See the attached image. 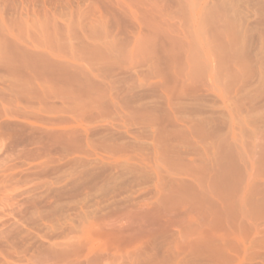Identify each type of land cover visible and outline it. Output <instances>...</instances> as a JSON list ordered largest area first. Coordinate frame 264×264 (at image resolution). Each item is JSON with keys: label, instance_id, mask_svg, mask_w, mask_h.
Instances as JSON below:
<instances>
[{"label": "rangeland", "instance_id": "1", "mask_svg": "<svg viewBox=\"0 0 264 264\" xmlns=\"http://www.w3.org/2000/svg\"><path fill=\"white\" fill-rule=\"evenodd\" d=\"M104 250L264 264V0H0V264Z\"/></svg>", "mask_w": 264, "mask_h": 264}, {"label": "bare ground", "instance_id": "2", "mask_svg": "<svg viewBox=\"0 0 264 264\" xmlns=\"http://www.w3.org/2000/svg\"><path fill=\"white\" fill-rule=\"evenodd\" d=\"M98 22H99V21H98ZM100 22H102V21L100 20ZM228 24H229V23H228ZM251 37H252V35H251ZM93 45H94V44H93ZM72 46H73V45H72ZM99 46H100V45H99ZM99 48H100V47H99ZM250 49H251V48H250ZM97 50H98V49H97ZM100 50H101V49H100ZM105 50H106V49H105ZM98 52H101V51L98 50ZM98 52H97V54H98ZM1 53H2V52H1ZM10 53L15 54V53H13V51H12V52L9 51V54H10ZM94 53H96V52H94ZM94 53H93V54H94ZM7 54H8V53H7ZM9 54H8V55H9ZM12 54H11V56H12ZM52 55H53V54H52ZM9 56H10V55H9ZM13 56H14V55H13ZM49 56H50V55H49ZM91 56H92V55H91ZM96 57H97V56H95V58H96ZM100 57H101V56H100ZM100 57H99V58H100ZM14 58H15V57H14ZM11 59H13V58H11ZM101 59H103V58H101ZM33 60H34V59H33ZM39 60H40V59H39ZM46 60H47V59H46ZM31 61H32V60H31ZM31 61H30V62H31ZM36 61H38V60L35 59V61H32V62H33V63H36ZM40 61H41V60H40ZM42 61H43V60H42ZM32 62H31V63H32ZM45 62H46V61H45ZM48 62H49V61H48ZM51 62H52V61H51ZM61 62H62V61H61ZM64 62L66 63V61H64ZM64 62H62V64H63ZM9 63H10V62H9ZM16 63H17V62H16ZM28 63H29V61H28ZM31 63H29V64H31ZM38 63H40V62H38ZM38 63H37V64H38ZM55 63H56V62H55ZM59 63H60V62H59ZM67 63H69V62H67ZM67 63H66V64H67ZM7 64H8V63H7ZM10 64H11V63H10ZM37 64H36L37 67H35V66H34V67L37 68L38 70H39V69H43V68L45 67V65H47V64H45L44 67L41 68L42 66H40V64H39V68H38V65H37ZM60 64H61V63H60ZM66 64H65V65H66ZM33 65H35V64H32V66H33ZM48 65H49V64H48ZM52 65H54V63H53ZM3 66H5V64H3ZM12 66H13V65H12ZM28 66H29V65H28ZM50 66H51V65H49V67H50ZM60 66H61V65H60ZM49 67H47V68H49ZM58 67H59V66H58ZM61 67H62V66H61ZM7 68H9V67H7ZM10 68H11V67H10ZM15 68H17V67H15ZM19 68H20V67H19ZM19 68H18V70H20ZM30 68H32V67H30ZM35 68H34V69H35ZM53 68H54V67L51 66V68H49V69L52 70V71L54 72L55 69H53ZM55 68H57V67H55ZM64 68L66 69V66H65ZM76 68H77V67H76ZM201 68H202V67H201ZM12 69H14V67H13ZM37 69H36V70H37ZM45 69H46V67H45ZM49 69H47V70H49ZM77 69H78V68H77ZM198 69H199V68H198ZM8 70H9V69H8ZM14 70H16V71L18 72L17 69H14ZM57 70H58V68H57ZM57 70H56V71H57ZM11 71H12V70H11ZM34 71H35V70H34ZM41 71H44V70H40V72H39V71H36V72H37V74H38V72H39V74H40ZM52 71H51V72H52ZM58 71H59V70H58ZM61 71H62V70H61ZM65 71H66V70H65ZM65 71L62 72L61 75L63 74V75L66 76V75H67V72L65 73ZM14 72H15V71H14ZM23 72H24V71H23ZM46 72H47V71H46ZM46 72L44 71V72H42L41 74L44 75L45 77H47V75H48L49 73H50V74H55V72H54V73H53V72L51 73L50 71H48L47 73H46ZM18 73H19V72H18ZM43 73H44V74H43ZM45 73H46V75H45ZM56 73H57V72H56ZM58 73H59V72H58ZM58 73H57V74H58ZM69 73H70V72H69ZM69 73H68V75H69ZM14 74H15V73H14ZM16 74H17V73H16ZM39 74H38V75H39ZM41 74H40V75H41ZM50 74H49L48 76H50ZM21 75H22V74H21ZM33 75H34V74H33ZM38 75H37V76H38ZM16 76H17V75H16ZM44 76H43V77H44ZM51 76H52V77L54 76V78L56 77L55 75H51ZM71 76H72V75H71ZM74 76H75V75H74ZM77 76H78V75H77ZM21 77H22V76H21ZM18 78H20V77H18ZM18 78H17V79H18ZM31 78H32V77H31ZM71 78H73V76H72ZM71 78H70V79H71ZM74 78H75V77H74ZM17 79H15V80H17ZM21 79H22V78H21ZM26 79H27V78H26ZM28 79H29V78H28ZM45 79H47V78H45ZM62 79H64V78H62ZM62 79H60V80H62ZM70 79H69V80H70ZM75 79H76V78H75ZM37 80H38V79H37ZM37 80H36V81H37ZM52 80H53V78H52ZM54 80H55V79H54ZM54 80H53V81H54ZM60 80H59V82H60ZM17 81L20 82V80H17ZM23 81H24V80H23ZM25 81H26V80H25ZM64 81H65V79H64ZM54 82H56V80H55ZM62 82H63V81H62ZM71 82H72V81H71ZM77 82H78V80H77ZM85 82H86V81H85ZM11 83H12V82H11ZM25 83H27V82H25ZM31 83H32V82H31ZM49 83H50V81H49ZM56 83H57V82H56ZM72 83H73V82H72ZM83 83H84V82H83ZM17 84H18V85H16V86H20V87H22L21 85H22L23 83H22V82H20V83L17 82ZM20 84H21V85H20ZM51 84H52V83H51ZM76 84H77V83H75V85H76ZM10 85H12V84H10ZM28 85H29V84H28ZM48 85H49V84H48ZM66 85H67V84H66ZM69 85H70V84H69ZM71 85H72V84H71ZM16 86H14V87L11 86V87H12V88H17ZM26 86H27V85H26ZM32 86H33V85H32ZM32 86H30V88H31ZM61 86H62V85H61ZM63 86H64V85H63ZM78 86H80V84H78ZM84 86H85V85H84ZM20 87H19V88H20ZM24 87H25V86H24ZM65 87H66V86H65ZM72 87H73V86H72ZM74 87L77 88V85L74 86ZM81 87H82V86H81ZM81 87H80V89H81ZM26 88H27V87H26ZM70 88H71V87H70ZM87 88H88V87H87ZM87 88H86V89H87ZM20 89H21V88H20ZM28 89H29V88H28ZM46 89H47V88H46ZM52 89H53V88H52ZM52 89H51V90H52ZM17 90H18V88H17ZM23 90H24L23 92H25V89H23ZM39 90H40V89H39ZM81 90H82V89H81ZM99 90H100V89H99ZM15 91H16V90H15ZM15 91H14V92H15ZM96 91H97V90H96ZM16 92H17V91H16ZM19 92H20V91H19ZM88 92H89V91H88ZM99 92H101V90H100ZM21 93H22V92H21ZM62 93H63V92H62ZM91 93H92V92H91ZM96 94H97V93H96ZM143 94H144V93H143ZM143 94H142V95H143ZM78 95H79V94H78ZM89 95H91V94H89ZM94 95H95V94H94ZM94 95H93V96H94ZM142 95H141V96H142ZM144 95H145V94H144ZM65 96H66V95H65ZM150 96H152V95H150ZM79 97H80V96H79ZM94 97H95V96H94ZM144 97H145V96H144ZM151 98H152V97H151ZM157 98H158V97H157ZM97 99H98V98H97ZM99 99H101V98H99ZM99 99H98V100H99ZM103 99H104V98H103ZM158 99H159V98H158ZM92 100H94V99H92ZM98 100H97V101H98ZM146 100H147V99H146ZM86 102H87V101H86ZM86 102H85V103H86ZM91 102H92V101H91ZM156 102H158V101H156ZM81 103H82V102H80V104H81ZM158 103H159V102H158ZM152 113H153V112H152ZM160 115H161V114H160ZM1 116L3 117L4 115H1ZM154 116H155V115H154ZM161 116H162V115H161ZM213 116H214V115H213ZM209 119H210V118H209ZM220 119H221V118H220ZM221 120H222V119H221ZM219 121H220V120H219ZM7 122H8V121H7ZM220 122H221V121H220ZM208 123H209V122H208ZM209 125H210V124H209ZM213 125H214V124H213ZM17 126H18V125H17ZM220 126H221V125H220ZM220 126H219V127H220ZM18 127H19V126H18ZM212 127H213V126H212ZM214 127H215V126H214ZM173 128H175V127H173ZM215 128H216V127H215ZM222 129H223V128H222ZM20 130H21V129H20ZM172 131H173V130H172ZM172 131H171V132H172ZM212 131H213V130H212ZM19 132H20V131H19ZM23 132H24V131H23ZM33 132H34V131H33ZM169 132H170V131H169ZM24 133H25V132H24ZM188 133H189V132H188ZM191 133H192V132H191ZM32 134H33V133H32ZM165 134H167V133H165ZM165 134H164V136H165ZM168 134H169V133H168ZM223 134H224V133H223ZM111 135H112V134H111ZM175 135H176V134H175ZM23 136H24V135H23ZM23 136H22V137H23ZM112 136H113V135H112ZM119 137H120V136H119ZM169 137H170V136H169ZM175 137H176V136H175ZM114 138H115V137H114ZM165 138H166V137H165ZM216 138H218V137H216ZM174 139H175V138H174ZM174 139H173V140H174ZM182 139H183V138H182ZM30 140H31V139H30ZM175 140H176V139H175ZM175 140H174V143H175ZM166 141H167V140H166ZM168 141H169V140H168ZM176 141H177V140H176ZM25 142H27V141H25ZM31 142H32V141H31ZM172 142H173V141H172ZM124 143H125V142H124ZM124 143H123V144H124ZM166 143H167V142H166ZM168 143H169V142H168ZM123 144H122V145H123ZM176 144H177V143H176ZM179 144H180V143H179ZM184 144H185V143H184ZM184 144H183V145H184ZM117 145H118V144H117ZM172 145H173V144H172ZM168 146H170V145H168ZM115 147H116V146H115ZM118 148H119V147H118ZM154 148H155V147H154ZM167 148H168V147H167ZM167 148H166V149H167ZM179 148H180V147H179ZM106 149H107V148H106ZM123 149H124V148H123ZM171 149H172V148H171ZM174 149H176V146H174ZM175 151H176V150H175ZM177 151H178V150H177ZM116 153H117V152H116ZM118 153H119V152H118ZM114 154H115V153H114ZM225 156H226V155H225ZM99 173H101V172H99ZM120 173H121V172H120ZM115 174L117 175V172H116ZM124 174H125V173H124ZM89 175L91 176V174H89ZM92 175H93V174H92ZM94 176H95V175H94ZM94 176H93V177H94ZM113 176H114V175H113ZM118 176H120V175H118ZM124 176H125V175H124ZM137 176H138V174H137ZM224 176H225V175H224ZM93 177L91 176V178H90V177H87V178H86V179L90 178L89 182H88V183L86 182L87 184L84 182V183H85L84 186H88V187H85V190H83V191H86V190H87L86 193L84 192V194H83V196H85L84 198L89 197V196H90V193H91L93 190H94V192H95V190H96V189L98 190V187H100V186L97 185V184L100 183V182H98V180H97V182H96V179H95V178H97V177H94V180H93ZM131 177H132V175H131ZM131 177H130V179L133 178V177H132V178H131ZM135 177H136V174H135L134 178H135ZM138 177H140V176H138ZM138 177H137V178H138ZM103 178H104V177H103ZM123 178L126 179V176L123 177ZM123 178H121V179H123ZM127 178H128V177H127ZM134 178H133V179H134ZM140 178H141V177H140ZM125 179H124V181H125ZM101 180H102V179H101ZM114 180H115V179H114ZM127 180H128V179H127ZM138 180H139V179H138ZM85 181H88V180H85ZM105 181H106V179H105ZM108 181H109V179L107 180V182H108ZM110 181H111V180H110ZM110 181H109V183H110V185H111V183H112L113 180H112L111 182H110ZM118 181H119V180H118ZM122 182H123V181H122ZM127 182H128V181H127ZM105 183H106V182H104V184H105ZM109 183H107V184H109ZM140 183H141V182H140ZM114 184H115V182H113V185H114ZM122 184H125V182H124V183H121V185H122ZM136 184H137V183H136ZM96 185H97V186H96ZM101 185H102V183H101ZM113 185H112V186H113ZM126 185H127V184H126ZM130 185H131V184H130ZM130 185H129V186H130ZM132 185H133V184H132ZM180 185H181V184H180ZM82 186H83V185H82ZM82 186H81V187H82ZM115 186H116V185H115ZM123 186H124V185H123ZM123 186H122V187H123ZM133 186H134V185H133ZM89 187H90V188H89ZM102 187H104V186L102 185ZM108 187H109V186H108ZM108 187H107V190H109L110 188H112V187H110V188L108 189ZM120 187H121V186H120ZM125 187H126V186H125ZM79 188H80V185H79V187H78L77 189H78V190H81V189H79ZM83 188H84V187H83ZM83 188H82V189H83ZM105 188H106V187H105ZM113 188H114V186H113ZM131 188H132V186H131ZM133 188H134V187H133ZM133 188H132V189H133ZM189 188H190V187H189ZM100 189H101V188H99V190H100ZM122 189H123V188H122ZM122 189L120 188V190H122ZM128 189H129V187H128ZM180 189H181V188H180ZM184 189H186V188L184 187ZM103 190H104V189H103ZM107 190H106V191H107ZM112 190H113V189H112ZM112 190H111V192H112V194H113L114 191H112ZM117 190H119V188H118ZM133 190L135 191L136 189H133ZM76 191H77V190H76ZM81 191H82V190H81ZM106 191H105V192H106ZM109 191H110V190H109ZM124 191H125V193H126V192L129 193L130 190H129V191H126V189L124 188ZM184 191H185V190H184ZM96 192H97V191H96ZM101 192H102V189H101ZM122 192H123V191H122ZM131 192H132V191H131ZM181 192H182V191H181ZM186 192H188V191H186ZM79 193H80V192H79ZM97 193H99V192H97ZM119 193H120V192H119ZM134 193H136V192H134ZM103 194H104V193H103ZM106 194H109V195H110V193H109L108 191H107ZM115 194H116V191H115ZM115 194H114V195H115ZM120 194H121V193H120ZM126 194H127V193H126ZM126 194H125V196H126ZM130 194H131V193H130ZM74 195H75V194H74ZM77 195H78V194H76L75 196H73V198H74V197L76 198ZM91 195H92V194H91ZM114 195H113V198H114ZM116 195H117V194H116ZM123 195H124V193L122 194V196H123ZM131 195L133 196L134 194H131ZM141 195H142V194H141ZM117 196H118V195H117ZM117 196H116V197H117ZM120 196H121V195H119L118 197H120ZM135 196H136V194H135ZM190 196H192V195H190ZM77 197H78V196H77ZM126 197H127V196H126ZM128 197H129V196H128ZM128 197H127V198H128ZM136 197L138 198L139 196H136ZM70 198H71V197H70ZM70 198H68V199H70ZM120 198H121V197H120ZM123 198H124V197H123ZM131 198H132V197L130 196V199H131ZM133 198H134V197H133ZM194 198H195V197H194ZM196 198H198V197H196ZM71 199H72V198H71ZM115 199H116V198H115ZM134 199H135V198H134ZM108 200H109V199H108ZM112 200H114V199H112ZM112 200L110 199L109 202L112 201ZM121 200H122V199H121ZM125 200H126V201H129V200L126 199V198H125ZM118 201H119V200H118ZM123 201H124V199H123ZM130 201H132V199H131ZM130 201H129V202H130ZM100 202H103V201H100ZM104 202H106V201H104ZM115 202H116V201H115ZM106 203H107V202H106ZM119 203H120V201H119ZM101 204H102V203H101ZM104 204H105V203H104ZM109 204H110V203H108V205L106 204V206L111 207L112 205L110 204L111 206H109ZM112 204H113V206L115 207L116 205H114V204H117V203H112ZM222 204H223V203H222ZM95 205H96V206H95V210H93V211H94V212H98V213H102L103 211H102L101 209H99V208L104 207L105 205H104V206H101V207H99V205H97V204H95ZM113 206H112V207H113ZM98 207H99V208H98ZM116 208H119V207L117 206ZM116 208H115V209H116ZM113 209H114V208H112V209H110V210H113ZM115 209H114V212H115ZM106 211H107V210H106ZM116 211H117V210H116ZM112 212H113V211H112ZM108 215H112V214H108ZM108 215H107V216H104V217H103V218H104L103 220H105V219H106V220H107V219H110L111 216H108ZM105 225H106V226L102 227V228L100 229V231H99V232L102 233V234H107V235H111V236H112V235H119V234H121V232H122V230H123V227H122V226H119V225L117 226L115 223H109V224H105ZM116 233H117V234H116ZM117 238H118V237H117ZM118 239H119V238H118ZM114 240H116V238H114ZM119 246H120V245H119ZM212 246H213V245H212ZM201 249H202V248H201ZM215 249H216V248H215ZM212 250H213V248L211 247L210 243H206V244L204 245L203 249H202L201 255H202L203 253H205V254H212ZM213 251H214V250H213ZM213 253H214V252H213ZM50 256H53V255H50ZM114 261H115V262H114ZM116 262H117L116 254H109V253L107 252V250H104V251L101 252V253L94 254L93 256H86L84 262H82V261H80V260H79V261L77 260V264H116Z\"/></svg>", "mask_w": 264, "mask_h": 264}]
</instances>
